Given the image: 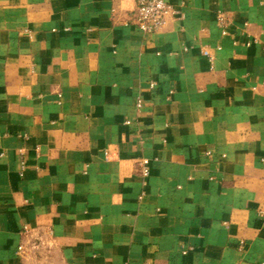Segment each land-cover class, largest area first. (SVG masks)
I'll list each match as a JSON object with an SVG mask.
<instances>
[{"label": "crops", "instance_id": "0c3cea01", "mask_svg": "<svg viewBox=\"0 0 264 264\" xmlns=\"http://www.w3.org/2000/svg\"><path fill=\"white\" fill-rule=\"evenodd\" d=\"M163 1L0 0V264H264V0Z\"/></svg>", "mask_w": 264, "mask_h": 264}, {"label": "built area", "instance_id": "2783aa9c", "mask_svg": "<svg viewBox=\"0 0 264 264\" xmlns=\"http://www.w3.org/2000/svg\"><path fill=\"white\" fill-rule=\"evenodd\" d=\"M134 1L135 7L132 12L133 22L137 30L145 36L160 32L164 28L167 19L179 16L178 11L163 0ZM207 61L210 64L211 58H208ZM147 164V160L144 159L136 162L142 178H146L149 174ZM20 251L21 248H18V252Z\"/></svg>", "mask_w": 264, "mask_h": 264}]
</instances>
